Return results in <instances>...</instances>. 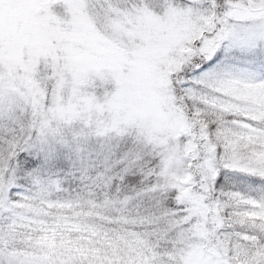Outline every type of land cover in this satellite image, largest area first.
<instances>
[{
    "label": "snow or ice",
    "instance_id": "1",
    "mask_svg": "<svg viewBox=\"0 0 264 264\" xmlns=\"http://www.w3.org/2000/svg\"><path fill=\"white\" fill-rule=\"evenodd\" d=\"M0 264H264V0H0Z\"/></svg>",
    "mask_w": 264,
    "mask_h": 264
}]
</instances>
